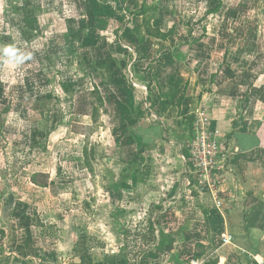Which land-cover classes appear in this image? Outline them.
Instances as JSON below:
<instances>
[{
	"label": "rangeland",
	"instance_id": "1",
	"mask_svg": "<svg viewBox=\"0 0 264 264\" xmlns=\"http://www.w3.org/2000/svg\"><path fill=\"white\" fill-rule=\"evenodd\" d=\"M207 59L221 100L199 96ZM159 67L182 75V96L151 93ZM118 82L135 97L103 103ZM244 101L264 140V0H0V264H181V235L207 212L195 178L179 192L181 157L199 113L232 149L239 115L213 109ZM255 164L239 183L226 169L219 191L256 188Z\"/></svg>",
	"mask_w": 264,
	"mask_h": 264
},
{
	"label": "crops",
	"instance_id": "2",
	"mask_svg": "<svg viewBox=\"0 0 264 264\" xmlns=\"http://www.w3.org/2000/svg\"><path fill=\"white\" fill-rule=\"evenodd\" d=\"M200 46L203 47L204 45L201 44ZM195 50H201V47H197ZM196 55H198V53L195 54V56ZM208 61L209 59H207V62ZM207 65L211 66V69H207V66L204 67L203 65L197 74H194V80L196 83L198 82L197 88L200 89L199 96L202 97L204 95L203 87H209L211 90L210 94L212 92L217 94L215 97L221 100L222 93L218 91L220 89H215V82L217 79L215 75V64L209 63ZM157 71L158 74L155 76V81L151 78L152 81L155 82V91L153 88L151 93L154 92L160 99L162 96L169 94L173 95V99L182 96L177 94L179 90H183L184 85L181 81L182 75L176 76L173 72L168 71L166 75L159 74L163 71V67H159ZM192 76H188L187 80L191 81ZM196 76H198L197 79ZM166 80H169V82ZM178 85H180V88L177 87ZM150 88H152V86H150ZM165 90L167 92H165ZM120 91H124L128 97H135V93L132 89L118 82L102 90L103 103L109 101V96H111L112 101L113 99L118 101L120 98ZM145 91L147 92L146 88ZM236 92V89L232 91L230 88V98L235 100L238 99L236 97H240V95L236 96ZM151 93L150 98L155 96ZM115 103L116 102H114V104ZM191 103L193 102L191 101ZM114 104L111 108L114 107L115 109L119 107H116ZM218 106L219 105H217V107ZM251 107L248 101H244L238 106L237 104L233 105V107L232 105L224 104L223 107H218L216 110L213 109V111L214 113L216 111L220 114H225L230 121H232V115H239L238 120L242 122V126L238 124L239 127L237 130H233V132L230 133L231 137L235 140V145L232 149H227L229 157L226 167L228 171L225 173L226 179L233 177L236 180L237 178L239 183L241 179L239 175H235V172H237L236 170L242 166H249L250 163L255 162L256 164L253 166L256 169L259 168L258 172L261 170L262 174L257 176L256 173L254 175L247 173L243 179L249 180L250 184L253 181L256 188L252 186L244 187L243 184L240 186H238V184L236 186L230 184L229 188L231 190H221L222 193L218 194L222 201L219 208L215 207L213 198L209 193L199 194L200 197L204 195L207 197V203L205 205L202 204L207 212L204 214L203 209H197L199 215H202V219L193 220L191 222H194V225L196 224L193 229L187 226L189 230L192 229L195 230V232H183V236L181 235L183 240L180 247L181 251L178 253V256H181L179 261L181 264H187L183 260L188 259L190 260V264H202L205 259L218 260V264H264V140L259 137L257 131L253 132L252 130L257 127L259 129L260 125L255 123V120H257L256 118H258V111L253 112ZM248 113L251 116H249ZM214 126L215 123L212 122L211 128L215 129L216 133L219 134V130ZM154 127L158 130L161 128L156 125ZM228 129L230 130L231 127L229 126ZM141 132L140 130V133ZM161 140L162 138H159V141ZM180 156L183 155L180 154ZM185 158L187 157L185 156ZM184 165L182 172H180L179 192L181 194L184 193V188H186L187 191H191L195 186L193 178L186 175L187 163L184 162ZM168 171L169 173H166V175L170 176L169 174L174 173L175 176H178V170L171 171V169H169ZM229 172L231 173L229 174ZM185 178L188 179L190 185H187ZM182 222L184 223L183 225H187L190 221L188 219H183ZM227 234L232 237V240L229 244H223L221 236ZM197 245L200 247H197ZM197 252L203 254L202 258L196 261L192 260L193 255Z\"/></svg>",
	"mask_w": 264,
	"mask_h": 264
},
{
	"label": "built area",
	"instance_id": "3",
	"mask_svg": "<svg viewBox=\"0 0 264 264\" xmlns=\"http://www.w3.org/2000/svg\"><path fill=\"white\" fill-rule=\"evenodd\" d=\"M197 117L201 132H196L195 140L188 149V157L186 159L181 158L183 162L189 165L186 175L195 178L197 181L195 187L197 191L200 194L209 193L213 198L215 207L219 208L222 201L218 194L222 192L219 191L218 187L227 169L229 154L227 150L222 149L221 144L215 139L211 131L212 124L208 122V116L205 113H199ZM185 182L190 185L187 178H185ZM221 238L223 244H229L232 240L228 234L222 235Z\"/></svg>",
	"mask_w": 264,
	"mask_h": 264
},
{
	"label": "trees",
	"instance_id": "4",
	"mask_svg": "<svg viewBox=\"0 0 264 264\" xmlns=\"http://www.w3.org/2000/svg\"><path fill=\"white\" fill-rule=\"evenodd\" d=\"M143 20V30H144V34L156 39H160L162 41H164L165 39H167L168 35L160 33V31H151L148 27V25H150V20L149 19H145L144 17L142 18ZM102 101V100H101ZM184 155V154H183ZM185 156L188 157V154L185 153ZM187 167H189V165L187 164ZM36 177V176H35ZM194 180V179H193ZM193 182V181H192ZM33 183H35V185L37 186H43L46 187L47 185V180L45 181L44 184H40L38 183L36 180L33 179ZM197 247H200L199 245H197ZM203 254H200V252H197L196 254L193 255L192 260H200L202 258ZM206 260V261H205ZM204 262L202 264H218V260H214V259H205Z\"/></svg>",
	"mask_w": 264,
	"mask_h": 264
}]
</instances>
